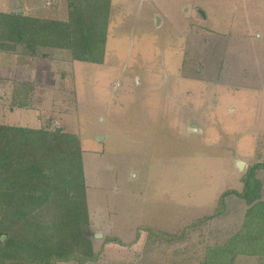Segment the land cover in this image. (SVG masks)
<instances>
[{
	"label": "rangeland",
	"instance_id": "obj_1",
	"mask_svg": "<svg viewBox=\"0 0 264 264\" xmlns=\"http://www.w3.org/2000/svg\"><path fill=\"white\" fill-rule=\"evenodd\" d=\"M112 1L103 63L0 52V121L78 136L100 253L85 264H203L250 208L221 195L264 164V0Z\"/></svg>",
	"mask_w": 264,
	"mask_h": 264
},
{
	"label": "trees",
	"instance_id": "obj_2",
	"mask_svg": "<svg viewBox=\"0 0 264 264\" xmlns=\"http://www.w3.org/2000/svg\"><path fill=\"white\" fill-rule=\"evenodd\" d=\"M67 2L66 20L0 12V52L48 58L50 51H68L69 60L103 63L111 0ZM260 168L264 164L247 168L241 192L221 195L222 206L226 196L235 194L250 208L240 231L209 247L203 264H235L239 256L264 260ZM90 225L78 136L0 121V264L97 262L100 253L94 250Z\"/></svg>",
	"mask_w": 264,
	"mask_h": 264
},
{
	"label": "crops",
	"instance_id": "obj_3",
	"mask_svg": "<svg viewBox=\"0 0 264 264\" xmlns=\"http://www.w3.org/2000/svg\"><path fill=\"white\" fill-rule=\"evenodd\" d=\"M26 1H28V4L26 3ZM56 1H58V0H46V2L44 4L42 0H30V1L29 0H11V2L8 5L6 2L5 7L8 8L7 9L8 11L4 10V12H12V11L14 12L15 9L17 7H19V9H17L15 12L19 11L22 14L30 15V16H34V17H43V18L66 20L68 18V2H67L68 0H63L66 2L67 11L64 13L65 15L61 16V17L57 16V14L59 13V10H60L59 8L61 6L59 3V5H56L57 7L55 8ZM112 2L113 1L111 0V12H110L109 26L111 23H113V18H114L113 17L114 5L112 8ZM50 4H54V6L51 7ZM48 6H49V8H47ZM30 10L32 12L29 13L28 11H30ZM186 11H187V13L189 12L188 9H186ZM153 20H154V22H153ZM152 23L155 26H160L162 23V19L157 17V16H154L152 18ZM263 29H264V1H263ZM108 32H109V28H108ZM108 36H109V34H108ZM106 43H107V41H106ZM57 52L60 53L59 51H57ZM13 55H15V54H13ZM16 55H18V54H16ZM105 57H106V46H105ZM104 61H105V59H104ZM263 88H264V66H263Z\"/></svg>",
	"mask_w": 264,
	"mask_h": 264
},
{
	"label": "water",
	"instance_id": "obj_4",
	"mask_svg": "<svg viewBox=\"0 0 264 264\" xmlns=\"http://www.w3.org/2000/svg\"><path fill=\"white\" fill-rule=\"evenodd\" d=\"M193 128V127H192ZM100 139H103V137H100ZM239 163V162H238ZM240 164V163H239Z\"/></svg>",
	"mask_w": 264,
	"mask_h": 264
}]
</instances>
